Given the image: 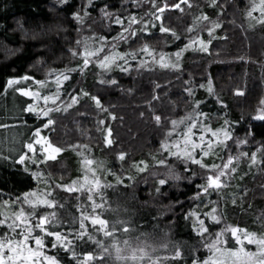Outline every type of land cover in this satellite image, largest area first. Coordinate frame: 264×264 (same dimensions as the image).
Wrapping results in <instances>:
<instances>
[{
    "label": "trees",
    "instance_id": "16d2710c",
    "mask_svg": "<svg viewBox=\"0 0 264 264\" xmlns=\"http://www.w3.org/2000/svg\"><path fill=\"white\" fill-rule=\"evenodd\" d=\"M107 1L111 2L108 7L114 14L127 18L131 13L138 18H147L148 0H140V7L130 0H106L89 10L91 14L82 25L72 13L79 10L86 0H68L64 5L58 0H0V123L8 126L0 127V155L7 157L0 159V194L3 199H15L37 187L43 189L31 173L25 171V165L18 162V157L13 159L15 153L9 152L13 147L22 148V142L32 135L35 126H40L43 117L38 119L34 114L22 112L26 103H34L35 96H23L6 81L25 74L49 80L53 77L46 76L49 69L64 70L82 62L69 51L77 46V40L105 36L111 41L120 31V26L101 15L99 7ZM188 3L192 7L184 4L183 11L170 9L164 14L166 25L180 35V40H170V34L153 28L150 33H145L146 37L150 36L147 42L157 53L173 54L177 47L183 48L188 43L187 37L193 35L188 29L196 26V18L203 12L210 21L206 28L212 27L213 21L220 25L213 29L209 52L190 49L182 57L180 69L155 66L131 69L128 73L118 69L105 73L103 79L117 80L116 86L100 83L101 70L97 66L90 65L81 74L71 73V79L64 82V87L70 84L74 90L76 85L73 84L78 79L80 87L101 96L107 111H99L92 101L81 97L79 104H74L67 111L54 113L56 125L53 131L46 130V133L64 151L50 167L28 165L33 171L37 168L45 171V178L51 177L50 198L58 203L54 209L41 205L38 211H54L64 222L59 230L67 232L70 226L78 229L82 212L98 215L109 222V232L113 225L116 226L113 237L121 242L119 247L124 250L122 254L125 257H130L131 251L123 241H131L135 248L139 238L140 242L147 241L148 255L156 264H191L193 255L203 259L209 254L203 247L207 236L202 238L194 229L193 220L188 219L194 209L210 211L194 199L197 186L203 181L199 177L194 180L186 178L192 169L198 172L201 169L168 156L161 148L172 128L171 120L179 121L192 111L190 98L184 93L185 87L193 88L195 98L203 102L201 108L210 115L211 126L219 127L227 118L236 122L233 125L236 136L243 138L246 132L253 133L255 139L250 138L247 145L240 146V150L249 155L257 152L259 158L253 165L248 163L251 167L239 168L230 182L231 188L224 192L223 198L220 197L218 211L225 212L228 224L255 232L264 231V152L258 151L264 142V121L253 119L264 96V24L251 25L247 8L239 0H218L223 12L209 6L210 0H188ZM208 38L204 35L205 41ZM142 43L138 42L133 47L139 48ZM127 49L128 45L119 44L118 51ZM208 80L223 99V108L215 96L208 95ZM20 83L28 86L27 82ZM156 84H160L161 89H157ZM201 84L205 87H199ZM32 86L35 90L42 88L36 84ZM47 86V90H51L50 85ZM64 87L61 93L65 92ZM236 87H241L244 95H236ZM43 93L41 91L40 95ZM153 94L158 95L159 100H152ZM111 114L116 118L113 119ZM156 114L162 117L159 124L154 119ZM100 120L105 123L99 124ZM24 121L27 127L22 126ZM109 127L112 128L111 135L107 132ZM105 138L113 143H104ZM68 145L81 149L86 147L85 157L94 158V165L101 167L93 170L98 175L95 179L99 180V187L93 184L91 192L87 188L69 192L57 185L82 176L84 170L82 159L68 151ZM232 149L233 152L237 150L234 144ZM120 151L126 153L125 160L118 158ZM204 159L208 163L213 162L211 157ZM245 159L248 161V156ZM160 160L165 163L160 164ZM134 162H143L141 166L145 171L138 172L133 168ZM221 162L220 159L215 160L217 164ZM175 176L181 178L177 180ZM159 179H166V184L160 185ZM118 180H123V183ZM228 192L232 194L230 197ZM89 194L100 207H91L93 202L87 199ZM233 196L239 201L237 205L231 202ZM208 198L217 200L218 197L211 195ZM206 223L211 224L212 221L207 219ZM85 224L86 230L94 233L96 240L110 249V253L104 255L95 241L87 240L86 236L84 240H73L72 246L78 253H94L95 259L89 264H96L98 260H103V264H147V258L144 261L117 259L115 249L110 247L112 239L105 237L103 231H95L100 226L92 225L90 218L85 220ZM221 227H224L223 223L214 226L212 231ZM176 250L181 252L180 258L174 256ZM48 251L57 255L61 264H78L62 247L49 248Z\"/></svg>",
    "mask_w": 264,
    "mask_h": 264
},
{
    "label": "snow or ice",
    "instance_id": "6c2138e0",
    "mask_svg": "<svg viewBox=\"0 0 264 264\" xmlns=\"http://www.w3.org/2000/svg\"><path fill=\"white\" fill-rule=\"evenodd\" d=\"M61 5L67 4L68 0H58ZM140 7V0H130ZM188 4V0H148V11L145 13L147 18H138L136 15L129 14L127 18L120 14H114L109 11L107 6L102 8L101 15L113 21L120 26V31L117 32L115 37H112L111 41L105 36L96 37L94 44H89V40L92 37H85L82 40L76 41V47L69 51L74 57H79L81 63L77 64L73 68L49 69L47 75L54 76L57 92L52 95H43L42 99L46 102L50 99L55 101L60 99L59 93L61 88L64 87L65 81H70L71 73L80 72L84 73L90 65L98 66L101 69V75L110 73L114 69H118L123 73H128L131 69H140L148 67L146 60H140V63L133 65L131 61L137 60L141 55L151 57L153 64L158 63L163 68L180 69V56L181 53L188 49L190 46L193 49H197L201 52L208 53L209 47L212 43L213 29L218 28L220 25L218 22L213 21L212 27L207 28L209 38L207 41L201 39L199 36L193 38L188 36V43L184 44L183 48L177 47L175 52V61L166 59L163 52L159 54V59H156L155 49L151 48V45L147 42L149 37L145 36V33H150L151 29L158 28L160 33L170 34L168 39L180 40V35L170 26L165 23V12L170 9L183 11V5ZM209 6L214 8H220L221 12L224 11L223 7L218 3V0H210ZM94 0H86L82 3L80 9L72 13L73 18L79 21L82 25L85 18L90 16V9L94 8ZM259 9L260 16L257 18L260 23L264 24V0H252L251 10L247 12L248 16L252 17V11ZM114 17V20H113ZM199 20H209L207 14L203 13ZM189 32L193 31V28L188 29ZM143 41L139 48L133 47L138 42ZM123 42L128 45V49L125 51H118L119 44ZM243 59V58H241ZM35 81L36 85L43 86L46 80L35 79L33 76L25 74L19 77H10L6 83L8 86H14L13 90L21 93L25 97L40 96L39 92H34L29 87L21 85V81ZM101 84H108L116 86L118 81L115 79H102ZM211 80H208L207 92L209 96H215L217 102L223 108V99L215 92L211 86ZM72 86L69 84L64 87V91L72 103L67 104L63 111H67L72 108L74 104L80 103V98L84 97L92 101L99 111H107L99 94H91L88 90L80 87L79 84L73 91H68ZM157 89H161L160 84H156ZM199 87L203 88L205 85L201 84ZM184 93L190 98L192 104L191 113L180 118L179 121L171 120L172 128L167 132L165 139L161 143L162 149H167L168 154L174 156L178 161H182L187 165L199 166L200 172L195 169L191 170L190 175L186 178L194 180L199 177L203 183L197 186V192L194 199L199 200L200 204L204 208H210V211H200L194 209L188 216V219L193 220L194 229L200 234L202 238L207 236V240L203 247L208 249V256L201 259L193 255L191 264H264V231L255 232L248 228H241L238 225L228 224L224 211H218L220 204V197L224 189L229 186V182L234 178L233 174L238 173L237 163L242 157L248 156V158L255 163L257 158V152L248 153L240 150L241 145H247L250 138L255 139L252 132H246L243 138L234 134L233 125L236 123L230 121L227 118L219 127H213L210 124V115L204 113L201 108L202 101L195 98V91L191 87H185ZM236 95H244V91L241 87L235 88ZM152 100H159V96L152 95ZM149 107L151 108V101H149ZM62 109L59 106L38 108L37 106L26 103V106L22 109V112L34 114L40 120V126H35L32 135L26 138L22 142V148L16 149L10 148L9 152L15 153L13 159L18 157V162L25 165V171L31 173V175L37 180L38 184L43 183L45 185L44 191L41 192L39 187L35 190H30L16 196L15 199H3L0 194V264H61V260L57 255L50 254L48 249L64 248L67 252H70L72 258L78 261V264H89V262L95 259V255L92 251H85L82 254L78 253L73 245V240H84L85 236L87 240H94L98 245V249L102 254L108 255L110 253L109 247H105L103 242L96 240L95 234L86 230V219H91L92 225H99L100 228L95 231H103L104 236L114 240L110 246L115 249L117 259H128L133 261H144L147 258V264H156L152 258L148 255L147 241L140 242L137 238V247L133 248L131 241H123L131 251L130 257H125L122 250L119 247L121 243L115 240L113 233L117 230L116 226H112V231H108V221L100 218L98 215L81 213L79 217V228L70 226L67 232L59 230L63 226L61 221L54 211L40 212L38 209L41 205L46 207L55 208L57 201L54 198H50L52 193L50 191V185L48 180L43 179L46 175L45 171H41L40 168L32 170V166L45 165L51 166L52 162L57 161V157L64 151L62 146H58L54 143L49 136L42 135V129L53 131L56 125V120L53 118V114L60 112ZM154 111V110H153ZM115 119V115L111 114ZM143 115V113H141ZM202 118V119H201ZM155 121L159 124L161 122V115L156 114L154 116ZM253 119L264 121V101L260 102L258 110ZM99 124H104V120H100ZM179 125H183L182 128ZM23 127H27V122H22ZM0 127H8L5 124L0 123ZM31 131V129H30ZM109 135L112 133V128H107ZM173 133L176 135L173 136ZM194 137H196L194 139ZM2 143V142H0ZM12 143H15L13 141ZM104 143L111 145L113 141L105 138ZM236 146V151L233 152L232 145ZM68 147H75L68 145ZM260 152H264V142L258 149ZM126 153L120 151L118 158L125 160ZM211 157L212 163H208L204 158ZM226 157V159H225ZM7 158L0 155V159ZM216 159H220V164L215 163ZM234 161L236 163H234ZM91 161L84 160L85 175L83 179L77 178L70 183L61 182L59 187L66 189L69 192L74 190H82L87 188L88 192H91L92 185L99 187V180L93 179L89 181L90 169L87 165ZM160 164H164V160L159 161ZM140 164L133 163L132 167L136 168L138 172L145 171V168ZM251 167V165L249 166ZM51 177L49 176V179ZM131 178V177H129ZM175 179L179 180L180 176H175ZM243 179V176L240 177ZM119 183H123V180H118ZM166 179H159L160 185L166 184ZM217 194V200L207 199L212 195ZM87 199L92 201L91 207L93 209L100 207L94 201L92 195H87ZM240 199H246V197H240ZM205 201H207L205 203ZM233 205L239 203L238 199L233 196L231 200ZM201 216L204 218L202 219ZM210 219L211 224H207L206 220ZM221 223L224 227L219 228L218 231L213 232L214 226H219ZM127 229H125V233ZM34 242V245H33ZM231 245V246H230ZM254 246V250L253 247ZM140 253L137 256V253ZM82 255V258H81ZM174 256L181 257V252L176 250ZM96 264H103V260L96 261Z\"/></svg>",
    "mask_w": 264,
    "mask_h": 264
},
{
    "label": "rangeland",
    "instance_id": "374dc122",
    "mask_svg": "<svg viewBox=\"0 0 264 264\" xmlns=\"http://www.w3.org/2000/svg\"><path fill=\"white\" fill-rule=\"evenodd\" d=\"M128 1V0H127ZM240 1V3L244 6V7H246L247 8V12L249 11V10H251V5H252V0H239ZM242 1V2H241ZM103 2H106V0H94V5L95 6H97V5H99L100 3H103ZM108 3H105V4H102L99 8H100V10L102 9V8H104L105 6H107V8L109 9V11H110V7H108V4L110 3L111 4V2L110 1H107ZM256 3L258 4L259 3V0H256ZM101 12V11H100ZM141 13V12H140ZM90 14H91V12H90ZM260 16V12H259V9L257 8L256 10H253L252 11V17L250 18L249 16H248V14H247V17H248V20H249V22H250V24L251 25H256V24H262V23H260L259 22V20L257 19L258 17ZM105 19H108V18H105ZM108 21H109V19H108ZM200 21H202V22H200ZM210 21L209 20H199V21H195V27H192L193 28V31H192V33H193V35H192V37L193 38H195L196 36H199L201 39H204V35H208V37H209V33H208V31H207V24L209 23ZM113 24H115V23H113ZM206 28V29H205ZM205 29V30H204ZM96 37L97 36H95L94 38H92V39H90L88 42H89V44H94L95 43V39H96ZM205 40V39H204ZM190 49H192V47L190 46L188 49H186V50H184L182 53H181V56H180V63H181V60H182V57L184 56V54H187L188 52H189V50ZM176 52V51H175ZM175 52L173 53V54H168V53H166V52H163L164 54H165V56H166V59H171V60H173V61H175ZM161 52H155L154 54L156 55V59L158 60L159 59V54H160ZM140 60H146L147 62H148V67H155V66H160L158 63H156V64H153V62H152V60H151V57H149V56H145V55H141L137 60H135V61H131V63L132 64H134V63H136V64H139L140 63ZM98 67V66H97ZM100 69V68H99ZM101 70V69H100ZM86 71V70H85ZM81 74V73H80ZM104 75L105 74H103V75H101V72H99V76H100V78L101 79H103L104 78ZM40 80V79H39ZM47 82L45 83V85H43L42 86V88H40V89H38V90H35V88L32 86L33 84H35V81L33 80V81H21V82H27V84H28V86L27 87H29L31 90H33L34 92H41V91H43L44 93L43 94H41L40 96H35L34 98H33V105H35V106H37L38 108H43V107H45V106H47V107H54V105H56V106H59L62 110L65 108V106L67 105V104H70V103H72L71 102V100L70 99H68V95H67V92H64V93H59V97H60V99H57V100H55V101H53V100H49V101H47V104H46V102L42 99V96L43 95H52V94H55L56 92H57V87H56V83H55V79H54V76L53 77H51L49 80H46ZM78 81V79L75 81V83L74 82H72V83H74L73 85H77V84H79V82H77ZM79 81H80V79H79ZM50 85V89L51 90H47V85ZM34 89H33V88ZM36 87H39V86H36ZM71 90H73V86L71 87V89L70 90H68V91H71ZM61 94H63V95H61ZM81 99V98H80ZM263 101H264V96H263ZM202 119V118H201ZM210 122V121H209ZM179 127L180 128H182L183 127V125H179ZM10 129H8L7 130V133H8V131H9ZM9 133H11V132H9ZM8 133V134H9ZM13 133V132H12ZM42 135H46L47 136V133H46V130H42ZM176 134L175 133H173V136H175ZM196 137H194V139H195ZM68 149H70V150H68V151H72V152H74L78 157H80L81 159H82V163H83V169L85 170V164H84V160L85 159H88V160H90L91 161V163L90 164H88L87 165V168L88 169H90L91 170V172H94L93 170H96V168L97 167H99V168H101L99 165H94V164H96L95 163V159L94 158H90V156H87V157H85L86 156V154H87V151H86V147H84V149H81V147L80 148H70V147H68ZM162 151H165L166 153H167V155L168 156H171V155H169L168 154V151H167V149H163ZM258 158H259V155L257 156V158H256V161L258 160ZM97 161V160H96ZM246 159H245V157H242L241 159H240V161L237 163V168H238V170H239V168H241V167H244L243 169H247V165H248V163L249 164H252L253 165V162L251 161V160H249V158H248V161H247V163H246ZM250 161H251V163H250ZM98 162V161H97ZM234 163H236L235 161H234ZM249 166V165H248ZM141 167H143V166H141ZM242 169V170H243ZM77 170V169H76ZM84 170H82L83 171V173H82V176H80V177H76V178H72V180L71 181H73V180H76L77 178H80L81 180L83 179V177H84V175H85V171ZM241 170V171H242ZM79 171H81L80 169H79ZM201 171V170H200ZM90 172V173H91ZM237 174V173H236ZM236 174H233V175H236ZM98 175L97 174H95V172H94V174H89V181H91L92 179H93V177L94 178H96ZM104 177L102 176L101 177V179H103ZM43 179H46V180H48V183H51V181L48 179V178H45V177H43ZM232 180V179H231ZM70 181V182H71ZM69 182V183H70ZM231 182V181H230ZM230 182H229V186L228 187H226L225 189H224V191H223V193L221 194V197L223 198V195H224V192L225 191H229V189L231 188L230 186H231V184H230ZM41 185V187L43 188V189H40V190H43L44 191V188H45V185L43 184V183H40ZM57 185L59 186V182L57 183ZM43 191H41V192H43ZM212 195H214V196H216L217 197V194L216 193H213ZM232 195V194H229V192H228V197H230V196ZM208 199H210V198H208ZM224 199H225V197H224ZM2 211H3V209H2ZM112 241L114 242V240L112 239ZM33 245H34V242H33ZM250 247H253V250H254V246H250ZM207 257V256H206Z\"/></svg>",
    "mask_w": 264,
    "mask_h": 264
}]
</instances>
